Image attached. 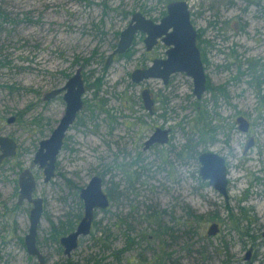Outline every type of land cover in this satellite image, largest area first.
Returning a JSON list of instances; mask_svg holds the SVG:
<instances>
[{"label": "rangeland", "instance_id": "obj_1", "mask_svg": "<svg viewBox=\"0 0 264 264\" xmlns=\"http://www.w3.org/2000/svg\"><path fill=\"white\" fill-rule=\"evenodd\" d=\"M184 1L201 33L198 46L207 52L213 86L231 78L212 67L224 62L218 47L227 49L225 53L236 49L240 60L235 63L243 72H248L246 60L264 58V0H257L261 7L256 4L244 19L250 26L243 32L235 27L241 28L238 21L228 29L209 24L214 12L208 8L223 0ZM236 4L243 7L241 1ZM238 7L232 16H242ZM0 10L9 16L7 22L0 18V59L11 62L0 69V135L14 136L19 144L17 157L0 169V264H39L24 243L31 207L18 205L22 169L37 178L34 197L45 202L38 245L46 264H66L53 226L73 219L76 223L75 217L83 216L79 193L96 175L103 178L107 194L115 187L117 200L110 213L98 212L92 235L81 242L72 262L264 264V109L252 81L258 73L240 76L227 91L229 101L219 98L215 104L211 93L198 101L193 80L184 73L173 76L167 86L158 79L132 81L134 71L166 57V46L148 52L138 39L128 56L107 68L133 15L160 20L167 12L162 0H0ZM79 68L87 87L84 107L66 137L56 176L45 183L34 155L59 125L66 103L61 96L44 98L65 86ZM146 88L158 100L154 115L141 98ZM198 110H204L209 124L204 137L197 133ZM7 114H17L18 122L5 127ZM240 115L250 121L251 133L239 131ZM157 128L172 129L170 142L144 151ZM250 137L256 144L246 151ZM205 151L228 161V202L200 178L198 157ZM227 206L235 221L257 235L255 241L234 230ZM243 211L252 223L242 217ZM214 223L220 231L209 237ZM128 240L130 249L116 261L114 251L125 249ZM101 241L111 243V250L102 251Z\"/></svg>", "mask_w": 264, "mask_h": 264}, {"label": "water", "instance_id": "obj_2", "mask_svg": "<svg viewBox=\"0 0 264 264\" xmlns=\"http://www.w3.org/2000/svg\"><path fill=\"white\" fill-rule=\"evenodd\" d=\"M167 4L166 16L160 22H155L138 12L133 15L128 27L121 32L120 40L115 51L110 55L106 67H109L114 57L123 55L133 47L136 36H146L145 45L148 51L157 46L159 40L169 49L166 58L155 60L151 67L142 70L137 69L132 74V81L140 84L143 81L158 79L164 85H168L172 76L180 73L186 74L193 80V95L201 101L207 93V77L204 70V62L201 50L198 46V32L192 23L191 11L184 0H162ZM86 93L82 68L67 81L66 85L52 91L45 97V101H51L60 94L66 103V111L59 125L53 131L51 137L40 143V148L35 156L34 163L44 171V182L49 183L56 176L58 158L64 147L65 139L70 128L77 121L78 115L84 107V95ZM143 100L146 109L153 113L154 101L148 90L143 92ZM238 123L242 132L248 131V121L240 117ZM170 129L158 128L153 136L146 142L145 150L153 144L166 145L170 140ZM253 143H249V150ZM0 149L2 154L0 162L7 157L15 156L17 144L14 140L0 137ZM200 163V178L207 182L215 191L222 195L226 202L229 201V174L227 159L214 152H203L198 157ZM19 204L25 201L32 204L30 211V227L24 238L25 247L30 257L37 259L39 264H46V259L38 246V232L44 215V201L34 197L37 181L30 171L24 172L20 177ZM80 198L84 205V216L80 220L74 233L61 239L65 255L70 256L78 247V239L91 234L95 211L106 210L110 201L104 191L102 177L94 176L86 188L81 191ZM219 225L214 223L208 230V236L213 237L219 233ZM264 238V233H263ZM252 250L247 254L246 260L251 259Z\"/></svg>", "mask_w": 264, "mask_h": 264}, {"label": "flooded vegetation", "instance_id": "obj_3", "mask_svg": "<svg viewBox=\"0 0 264 264\" xmlns=\"http://www.w3.org/2000/svg\"><path fill=\"white\" fill-rule=\"evenodd\" d=\"M236 1H241V2H243V4H242V6L243 7H238V6H236L237 4H236ZM257 0H223V1H220L219 3H217V5L215 6H210L208 9H211V10H209V12L210 11H212V12H214V20H212L211 22H209V24H211L212 26H217V25H221L222 26V28L223 29H228L229 27H231L232 26V23L234 24V22H240V24H241V28H239L238 26H237V24L235 25V27H237L238 28V30L237 31H241V32H243L244 30H247V28L250 26L249 25V23L248 22H245V20L244 19H247V17L249 16V13L252 11V8H254L255 6H256V4H258V6L259 7H261V3H258V2H256ZM261 1H263V0H261ZM166 3V2H165ZM166 4H168V3H166ZM236 7H238V9L240 10L239 12L241 13V12H243V14H242V16H239V17H234V16H232L231 15V13H233V11H234V9L236 8ZM262 9H263V11H264V7H262ZM191 11V10H190ZM164 16H166V13H164V15H163V17ZM191 16H192V13H191ZM147 17V16H146ZM162 17V18H163ZM147 18H149V17H147ZM162 18L160 19V20H154V19H152L153 21H155V22H160L161 20H162ZM151 19V18H150ZM198 32V31H197ZM120 36H121V33H120ZM198 36H199V32H198ZM145 38H146V36L145 35H143V34H139V35H137L136 36V39H135V41H134V44L136 43V41L139 39V40H142L143 41V44L145 45ZM225 39H226V37H224ZM134 44H133V47H134ZM205 44H207V45H210V43H205ZM166 46V45H164L162 42H161V40H159V42H158V44H157V46H155L153 49H155V48H158V47H160V46ZM132 47V48H133ZM145 47H146V45H145ZM167 47V46H166ZM221 47H223V46H220V47H218L217 49H216V52H218V55L219 56H221V57H223L224 58V62H223V64H219V65H216V66H212V67H215L214 69H216L217 71H221V72H225L226 74H229V75H231V78L229 79V81L227 82V83H225L224 85H222V86H213L212 84H211V77H210V75H209V73H208V68L211 66L210 65V62H209V59L207 58V52L205 51V49H204V52L202 51V49H200L201 50V53H202V58H203V62H204V70H205V74H206V77H207V93H211V92H209V90H208V88L209 87H214V88H217L218 90H221V89H223V92L225 93V97L224 96H221V95H219L218 96V98L216 99V100H218L219 98H224V99H228V101H229V98H228V95H227V91H228V89H229V87L231 86V85H234L235 83H238V81H239V79H240V76H242V77H244V76H247V75H255V73H258L257 75H255V78H254V76L252 77V81H254L253 82V84H255L256 86H257V94H258V96H259V101H260V104H259V106L260 107H262L263 109H264V90H262V87H264V58H258L257 60H250V61H248V60H246L247 61V63H246V66H248V72H243V71H241V68H240V65L239 64H237V63H235V61L236 60H240L239 59V57H240V55H239V53L236 51V49H233L230 53H225V51L224 50H227V49H224V48H222L221 49ZM117 48V47H116ZM131 48V49H132ZM220 48V49H219ZM236 48H237V46H236ZM131 49L130 50H128L125 54H123V55H117V56H115L114 57V60H113V62L112 63H114V61L119 57V58H123L124 56H128V54L131 52ZM152 49V50H153ZM169 48L167 47V50H168ZM151 50V51H152ZM115 51V50H114ZM113 51V52H114ZM146 51H148L147 50V48H146ZM245 52H251L249 49H246V50H244ZM112 52V53H113ZM148 52H150V51H148ZM167 52V51H166ZM111 53V54H112ZM110 57V56H109ZM166 57H164V58H161V59H165ZM109 59V58H108ZM161 59H153L152 60V64L154 63V61L155 60H161ZM108 61V60H107ZM111 66V65H110ZM109 66V67H110ZM152 65H149V66H147V67H144L142 70H145V69H148L149 67H151ZM109 67H107V68H109ZM181 74V73H180ZM176 75H178V74H176ZM176 75H173V76H176ZM233 75V76H232ZM172 76V77H173ZM71 78V77H70ZM171 81V80H170ZM144 82V81H143ZM163 82V81H162ZM142 83V82H141ZM136 84V83H135ZM164 84V83H163ZM169 84H170V82H169ZM168 84V85H169ZM66 85V84H65ZM64 87V86H63ZM62 87V88H63ZM85 87H86V84H85ZM87 88V87H86ZM58 89H61V88H58ZM58 89H54V90H52V91H55V90H58ZM146 90H148L149 92H150V94H151V97H152V99H153V101H154V106H153V113H150L147 109V111L151 114V115H154L155 114V110H156V104H157V102H158V100H156V98L154 97V95L152 94V92H151V90L150 89H148V88H146V89H144L143 91H142V94H141V98H142V101H143V103H144V100H143V92L144 91H146ZM51 91V92H52ZM259 91V92H258ZM50 92V93H51ZM49 94V93H48ZM47 94V95H48ZM86 94V93H85ZM211 95H212V97H213V94L211 93ZM59 96H61V98L63 99V95L62 94H60ZM58 96V97H59ZM85 96V95H84ZM45 97H46V95H45ZM44 100H45V98H44ZM215 100H213V102H214ZM215 103V102H214ZM216 104V103H215ZM144 107H145V104H144ZM146 108V107H145ZM262 110V109H261ZM64 116V115H63ZM79 116V115H78ZM7 118H6V121H5V119L3 120V121H5L6 122V124H5V127L6 126H11V125H14V124H16L17 122H18V120H19V117H18V115L17 114H7V116H6ZM240 117H243V118H245L247 121H248V123H249V126H248V131L247 132H242L241 130H240V124L238 123V119L240 118ZM77 120H78V118H77ZM236 122H237V124H238V128H239V131L240 132H242V133H245V134H249V133H251V129H252V125H251V123H250V121L245 117V116H242V115H240V116H238L237 117V120H236ZM72 128V127H71ZM71 128H70V130H71ZM158 129V128H157ZM156 129V130H157ZM162 129H165V128H162ZM167 129H169V128H167ZM55 130V129H54ZM70 130H69V132H70ZM113 130V129H112ZM171 130V134H170V140H171V135H172V129H170ZM68 132V133H69ZM53 133V132H52ZM68 135V134H67ZM153 135H151L146 141H145V143H144V146H143V149H144V151H149L150 149H152V148H154V147H156L157 145H160V144H153V145H151L150 146V148L148 149V150H145V146H146V142L152 137ZM0 137H2V138H9V139H12V140H14L13 138H14V136H1L0 135ZM49 139V138H48ZM47 140V139H46ZM66 140V139H65ZM170 140H169V142H170ZM42 141H45V140H42ZM41 141V142H42ZM249 142L247 143V145H246V148H247V146L249 145V143H253V146L251 147V148H254V146H255V144H256V141H255V139L253 138V137H250L249 138V140H248ZM14 142L17 144V152H16V154H15V156H10V157H7V158H5L4 160H2L1 162H0V169H4V167L6 166V165H8V161L9 160H12V159H15L16 157H17V154H18V150H19V144H18V142L17 141H15L14 140ZM40 142V143H41ZM65 145V144H64ZM161 146V145H160ZM39 148H40V144H39V147H38V150H37V153H38V151H39ZM64 148V147H63ZM62 151H63V149H62ZM61 151V152H62ZM246 151H248V150H246ZM205 152H209V151H205ZM36 153V154H37ZM1 154H2V151H1V149H0V156H1ZM36 154L34 155V159H35V156H36ZM140 160V159H139ZM58 164V163H57ZM227 164H228V161H227ZM34 165H35V163H34ZM36 166H38V165H36ZM39 167V166H38ZM116 167H119V168H121V166L120 165H116ZM11 169H13V167H11ZM40 169V168H39ZM41 170V169H40ZM56 170H57V166H56ZM110 171H109V173H111V169H109ZM26 171H30L31 172V170H28V169H25V170H21V172H20V175L18 176V179H17V186H18V189H19V192H20V182H19V180H20V177H21V175L24 173V172H26ZM42 171V175H44V171L43 170H41ZM32 173V172H31ZM33 174V173H32ZM34 175V174H33ZM35 177V176H34ZM35 179H36V181H37V185H36V187L38 186V180H37V178L35 177ZM89 184V183H88ZM87 187V186H86ZM85 187V188H86ZM84 189V188H83ZM83 189H81L80 190V193H79V200H80V203H81V205H82V209H83V216H84V205H83V201L81 200V198H80V194H81V191L83 190ZM35 191H36V188H35ZM35 191H34V193H35ZM105 191V190H104ZM19 192H18V202H19ZM113 192H115V187L113 188V191H110L109 192V194H107L106 192V194H107V196H108V198H109V201H110V205H109V207L106 209V210H101V209H98V210H96L95 211V217H94V222H93V225H92V230H91V234L90 235H92V231H93V227H94V223H95V220H96V215L98 214V212H108V213H110L109 211H110V209L111 208H113L112 206H113V201H115V200H117V197H115V194L113 193ZM121 194V193H120ZM36 198V197H35ZM44 201V200H43ZM23 204H28L30 207H31V209H32V204H30V203H28L27 201H25ZM23 204H19L18 203V205H23ZM44 208H45V202H44ZM112 214V213H111ZM81 215V216H80ZM83 216H82V214H79L78 216H76L75 217V219H76V223L74 224V227H70V225H68L67 223L69 222H67V223H65V224H67V225H65L66 226V228L65 229H69V228H72L71 230H68L67 232H65L66 234L64 235V236H62L61 237V239L62 238H64V237H66V236H68V235H70V234H72V233H74L75 232V230H76V228H77V226L79 225V223H80V220L83 218ZM74 220V219H73ZM72 220V221H73ZM71 221V220H70ZM79 222V223H78ZM121 223H122V221H121ZM77 224V225H76ZM62 225V224H61ZM60 225V226H61ZM64 226V227H65ZM68 226H69V228H68ZM94 234V233H93ZM89 235V236H90ZM88 236H82V237H80L79 239H78V247L75 249V250H73L72 251V253H71V255L70 256H68V255H65L66 257H67V261H66V264H81L80 263V258H79V260H77V261H75V262H72L71 261V258L74 256V253L76 252V251H78V249L80 248V246H81V242L82 241H84L86 238H87ZM61 239H60V245H61ZM109 239V238H108ZM112 241H114L113 239H112ZM98 242V241H97ZM104 242L103 241H101L100 242V246L102 247ZM111 243L110 244H108V245H106V247H108V249H107V251H110L111 250ZM39 246V249H40V245H38ZM61 247H62V249H63V252H64V247L61 245ZM103 248V247H102ZM41 250V249H40ZM65 254V253H64ZM46 259V258H45ZM106 260V259H105ZM119 262V261H118ZM84 264H89L88 262L86 263V262H84ZM98 264H103V262H101V263H98ZM105 264H107L106 262H105ZM111 264V263H110ZM122 264V263H121Z\"/></svg>", "mask_w": 264, "mask_h": 264}, {"label": "trees", "instance_id": "obj_4", "mask_svg": "<svg viewBox=\"0 0 264 264\" xmlns=\"http://www.w3.org/2000/svg\"><path fill=\"white\" fill-rule=\"evenodd\" d=\"M0 18H2L3 21H6V22L9 21L8 13L5 12L4 10H0ZM198 38L201 41V33H199ZM10 64H11L10 61H6V60H1L0 59V69L4 68V67H7ZM208 90H209V92H211L213 94V100H215L214 102H217L216 99L218 98L219 95L224 96V97L226 96L225 93L223 92V89L218 90L217 88L209 87ZM202 111H204V110H202ZM202 111L198 110L197 118H196V127L199 129V131L197 133L200 136L204 137V134L208 135V133H206L204 131L209 129V124L207 123V118H206L204 112H202ZM211 142H213V140H211ZM227 208L229 210V220H230L231 223L234 224V228H235L234 230L238 231V233L243 234L245 237H247L249 239L251 238V240L255 241L257 239V235H252L251 234V229H250V227L248 225L245 226V227L242 226V223H243L242 221L241 222H239L237 220L235 221L234 214H232V212H231V210H230V208L228 206H227ZM243 212H244V215L242 217L244 219L248 220V222H250L249 217L246 215L247 212L246 213H245V211H243ZM197 219L200 220L201 218H197ZM73 222H74V220H73ZM73 222L69 221L67 224L70 225V227H74L75 223H73ZM250 223H252V221ZM67 224L63 223L61 226H58V227L52 225L53 226L52 236H53L54 240H59V238H61L62 236H64L66 234L65 232H67L68 230L72 229V228H69V226H68L69 229H65L66 228L65 225H67ZM106 239H108V238H106ZM130 242L131 241L128 240L127 246H126L125 249L114 251L113 255H114V257H115L114 259L116 261H119L120 258L122 257V255L130 249V246H131ZM102 247H103L102 251L106 252L107 249H108V247H106V244L103 245ZM93 261H94V258L88 259L87 262L90 263V262H93ZM98 263H100V261L97 260L96 264H98Z\"/></svg>", "mask_w": 264, "mask_h": 264}]
</instances>
